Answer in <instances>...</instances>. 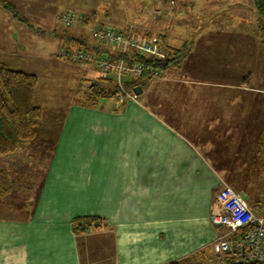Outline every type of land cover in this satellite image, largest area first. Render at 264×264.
Returning <instances> with one entry per match:
<instances>
[{"label":"crops","instance_id":"0c3cea01","mask_svg":"<svg viewBox=\"0 0 264 264\" xmlns=\"http://www.w3.org/2000/svg\"><path fill=\"white\" fill-rule=\"evenodd\" d=\"M152 1L149 6L141 0H123L121 10L109 4L106 14L115 22L113 27L128 33L127 25L133 22L128 8L138 7L137 19L144 30L136 32L160 41L156 57L166 60L169 51L176 50L182 54L160 76L156 74V86L168 91L157 88L148 94L144 87L125 107L114 98L95 110L80 105L69 110L39 196L31 191L10 202L0 193V264H186L214 256L223 264L224 255L214 251L213 241L239 234L212 220L221 212L218 190L230 184L264 215V173L261 181L253 182L252 197L242 184L231 181L242 170L247 150H252L247 136L259 135L264 124V90L252 89L251 68L243 72L258 60L243 59V51L256 46L257 39L264 44L258 25L250 22L251 29L241 30L210 16L206 18L211 23L202 21L193 30L186 16L199 0H172L164 9L165 0ZM227 1L224 6L225 0H215L208 10L216 15L234 10L242 21L251 0ZM252 5V17L260 22L255 2ZM147 7L160 10L152 24L147 23ZM54 16H39L37 21L49 23ZM25 22L26 30L34 33L31 23ZM74 30L62 39L60 50H78L74 37L86 40L91 51L102 52L95 50L99 45L93 34L82 27ZM80 68L90 74L89 68ZM147 96L153 108L142 100ZM80 121L89 127L80 126ZM257 158L252 156L255 171L259 162L264 165V159ZM4 159L10 158L0 156V161ZM21 161V167L29 164L27 157ZM85 215L102 216L105 225L83 240L74 233L72 221ZM104 236L105 250L92 238Z\"/></svg>","mask_w":264,"mask_h":264},{"label":"rangeland","instance_id":"374dc122","mask_svg":"<svg viewBox=\"0 0 264 264\" xmlns=\"http://www.w3.org/2000/svg\"><path fill=\"white\" fill-rule=\"evenodd\" d=\"M8 1L12 2L17 8H19L18 11L20 12L21 16L20 18L14 19L12 14L0 4V61L7 63L14 69L24 70L34 73L38 76L39 83L36 90V103L40 105L43 110V114L38 126V139L36 141L30 142L27 145H24L23 149L18 150L17 154L12 155V159L10 158L7 162L6 159L0 161V169H9L11 171L16 169L19 171L18 174H15L17 181H14V178L11 177V179L13 178V182L8 183L1 180L0 183V190H2L0 193H3L2 195L8 199L7 201L11 202V198L16 199L18 196L20 199H23V196H25V194L28 192L30 193L31 191H33V195L35 197L39 196L40 191L43 188V184L52 169L54 153L56 152L58 142L60 141L62 129H64L65 125H67L68 116L70 115L69 112L72 110L71 108L74 105L85 107L83 109L87 108L89 110H95L98 109V106L101 107L102 104H107L109 100L112 102V99L110 98H103L100 100L101 104L98 103L95 108H91V106L88 108L87 106L83 105V102L85 101V93L88 92V87L93 83H91V81L88 79H96L98 77L106 76H103L102 70L93 63L84 64L65 57L62 53L63 51L60 50V48L62 45V39L67 36L69 37L71 33L76 31H72L73 27L77 26V28H85L87 33L93 34V28L98 25L115 26L116 24L112 21V18L108 19L106 10H108L109 4L113 5L117 10H121L123 0H64V3L63 0ZM150 1L153 2L152 0H141V2L146 3L149 6ZM206 1L207 2L204 0H199L198 2L195 0V2L199 3L198 6H191L189 8V14L186 16V18L190 21V23L191 21L193 22L191 23L193 30L197 29V27L199 28V26L203 24L202 21L205 22L208 20V23H211L212 21H209L210 18H206L210 16H212L211 19H214L216 23H228L229 25H235L237 29L241 30L251 29L250 22H252V24L255 26L258 25L259 27L260 22L253 18L251 13V6L252 10L254 6L252 5V3L254 4L253 0H251L252 3L250 2L248 4V7L246 6V8H244L243 16H245L246 19L244 18L242 21L237 20L240 17L234 10H230L226 13V11L223 9V13L219 12L217 15L211 14L213 10H208L209 6L207 5L214 6L215 0ZM44 2H48L47 5L49 4V6L43 7ZM228 4L229 2H226L225 0L224 6ZM164 7H166V5H163V9ZM92 8L97 10H95L96 13H94L92 21L80 18V20L75 21L69 27L65 26L64 22L62 21V16L65 13L67 14L69 11L74 10L78 13V15L81 16L86 15V13ZM128 9H130L132 14L130 15L133 16V22L128 23L127 26L132 28V30H144L142 27H140V22L137 19V10L139 8H134L132 6ZM146 9L147 12H145V15L149 16V21L147 23L152 24V17L155 16V12H159L160 10H157V8L154 11V8L152 7H147ZM52 14H55V20L52 22L40 23L37 21L39 16H51ZM203 18L205 19L203 20ZM24 19L31 23L34 33H30L26 30L28 24H26ZM19 21H22V23L20 22L16 25L15 22ZM153 38H155L154 35ZM243 42L248 41L244 39ZM260 42L262 43V41L257 39L256 46L251 45V49L249 48L243 51V59H253L257 56V59L259 60H257L256 64H252L243 69V72L245 73L249 68H251L252 72H249L248 76L252 77V89L255 90L260 88L261 90H264V67H262L261 70L259 68L264 64V44L262 43L263 45H261ZM96 43L99 45V47H112L115 52L116 50L120 51L118 47L113 45L102 42ZM74 50L78 51L76 49ZM250 53H252V55L251 57H248ZM80 67L89 68L90 74H85L83 69ZM161 73L162 71H160L159 76ZM126 75L127 74L124 76ZM128 76L129 75H127V78ZM157 79L158 77L155 75V77H153L148 81V83H146V85H144L145 91L148 94H153L154 90L157 88H160V90L165 89L166 92L168 91L167 88L156 86V83H158ZM229 80L232 79H227V81ZM101 84L103 86L105 85L107 88L115 87V83H107L104 80L101 81ZM128 93L134 94L135 90ZM253 93L255 94V92ZM142 100L147 102L149 105L152 103V100L149 96H147V99L143 97ZM147 100H149L150 103ZM119 103L123 105L125 101ZM121 105H119V107H121ZM151 107L153 108L152 105ZM80 123V126L89 127V123L87 122L80 121ZM13 156L16 159L13 158ZM26 157L29 161V164L21 167L19 164L22 163L23 161L21 160H24ZM20 171L24 173L22 174ZM18 178H20V180ZM21 181L24 182L21 183ZM86 235L88 234H84L80 238L83 237L84 240L87 238ZM92 238L97 242V244H101L105 250L107 246V238L105 239V236L102 238ZM89 242H92V240H89ZM186 264H220V262L219 259L214 256L206 262L202 261L201 259L194 258L186 262Z\"/></svg>","mask_w":264,"mask_h":264},{"label":"trees","instance_id":"16d2710c","mask_svg":"<svg viewBox=\"0 0 264 264\" xmlns=\"http://www.w3.org/2000/svg\"><path fill=\"white\" fill-rule=\"evenodd\" d=\"M254 2L256 10L262 18L258 27V32L259 35L264 38V0H254ZM164 3L166 6H169L170 4H173V1L165 0ZM0 4L8 12H10L13 17L20 18L21 14L18 11V8L12 2L8 0H0ZM94 13L96 12L91 11L86 15L79 16V18L92 21ZM116 30L118 31V29ZM136 31L137 29L132 30V28H129L128 33L125 34L128 36L134 35L143 39L155 41L156 45H158L159 48L161 47L160 41L157 38L139 35ZM150 35L151 34H149V36ZM72 41H76L79 43V46L77 47L78 50L91 51V46L86 40L72 38ZM98 48L99 46H97L95 50L102 52L97 54L102 56H109L115 61L124 59V61L129 65L133 64L134 62L139 63L142 67V74L138 77L128 76L127 78V75L124 76L126 78H122L124 79L123 88L119 84L117 75L114 72H110L109 75H106V77L88 79L91 81V83L93 82L88 87V92L85 93V101L83 102V105L87 106L88 108L90 106L91 108H95L98 105L99 101L103 98L114 99L116 96V92L121 89H123L126 93L132 92L137 86H141L144 89V85H146V83H148V81L151 80L157 73H160V71L168 66L170 62L182 57V54H179L177 50L174 53H170L169 51L168 58L166 60H162L156 57V53H153V55H148L145 53H141L134 48L130 50V55L127 57H123L121 51L116 50L115 52L112 47L102 49ZM63 50L69 51L66 49ZM102 80L106 81L107 83H115V87L107 88L105 87V85L103 86L101 84ZM38 83L39 79L36 74L20 69H14L7 63L0 61V156H7L11 158L10 156L17 154V151L23 149L24 145H27L30 142L36 141L38 139V126L43 114L42 107L36 103V90ZM122 106H126V101ZM246 141L248 148L249 145H251L250 147L252 149L247 150L248 153L244 165L246 162L248 163V165H243V167H241L242 170L239 171V174L233 176L231 178V181H234L235 184L238 185L242 184L245 189V193L249 197H252V195L256 194V187L254 186L253 182L256 179L261 181V174L264 173V165L262 163H258L260 167L256 171V167H254L256 163H253L252 165V156H257V161H261L264 159V124L263 129L259 135L247 136ZM251 153L253 155H250ZM221 169L233 171L234 168L222 166ZM20 172L22 174L24 173L22 171ZM18 173L19 171H17L16 169L12 171L0 170V183L1 180L8 183L13 182V178L14 181H17V177H15V174ZM9 177L13 178L9 180ZM18 179L20 180V178ZM104 223L105 221L102 216H78L73 219L72 228L76 236L80 239V236H83L90 231L103 228L105 225ZM223 255V264H261L259 262H238L236 261V252H227L223 253ZM181 263L182 262H175L171 264Z\"/></svg>","mask_w":264,"mask_h":264},{"label":"built area","instance_id":"2783aa9c","mask_svg":"<svg viewBox=\"0 0 264 264\" xmlns=\"http://www.w3.org/2000/svg\"><path fill=\"white\" fill-rule=\"evenodd\" d=\"M80 20L75 12H67L62 16V21L67 25H72ZM93 36L97 42L107 43L118 47L123 55H130L132 48L141 53H155L159 51V46L155 41L143 39L137 36H128L122 31H117L110 25H98L93 28ZM63 55L76 62L93 63L100 68L103 76L114 72L117 80L123 88V76L125 74L138 77L142 74V67L134 62L129 65L124 59L113 60L109 56H102L88 50L63 51ZM137 95L126 93L123 89L116 94L119 102L135 99ZM217 201L221 207V212L213 214L212 220L216 224L225 225L233 234L238 236H219L213 243L214 251L218 253L236 252V261L259 262L264 264V215L255 212L248 201L228 183L218 190Z\"/></svg>","mask_w":264,"mask_h":264},{"label":"water","instance_id":"95a60500","mask_svg":"<svg viewBox=\"0 0 264 264\" xmlns=\"http://www.w3.org/2000/svg\"><path fill=\"white\" fill-rule=\"evenodd\" d=\"M134 90H135V94L139 95L142 92L143 88L141 86H137V87H135Z\"/></svg>","mask_w":264,"mask_h":264}]
</instances>
